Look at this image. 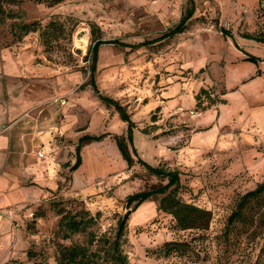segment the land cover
Segmentation results:
<instances>
[{
	"label": "rangeland",
	"instance_id": "1",
	"mask_svg": "<svg viewBox=\"0 0 264 264\" xmlns=\"http://www.w3.org/2000/svg\"><path fill=\"white\" fill-rule=\"evenodd\" d=\"M194 2L195 13L183 33L137 48L102 44L96 79L104 94L135 106L158 101L162 95L167 98L175 91L170 85L181 88L169 95L175 105L186 100L180 119L178 114L165 117L155 108L149 118L140 112L134 120L128 111L135 122L130 148L151 165L178 170L179 197L211 210L213 218L207 230L179 229L171 215L158 209V195L131 213L121 249L129 264H264V219L253 226L238 224L228 237L224 234L241 195L264 181V62H249L244 53L264 57V41L249 38H264V0ZM190 6V0H64L54 5L47 0H0V46L23 47L28 63L41 68L29 88L41 100L72 103L80 97L90 113V133L106 124L127 135L128 124L122 131L119 112L89 84L92 28L103 40L137 44L174 27ZM51 22L56 23L53 28ZM24 23H33L35 31L24 35ZM80 35H86V41ZM190 100L195 106L189 107ZM212 109L219 110L220 128L228 135L229 151L221 155L202 154L188 141L189 133L197 129L195 121ZM152 117L162 121L152 125ZM109 136L81 151L86 164L73 179L74 192L90 181L97 184L98 193L59 196L35 207L26 221L34 236L32 255L23 264H60L62 248L71 245L88 248L89 264H114L111 245L118 220L127 211L126 197L164 185L167 179L138 163L129 167L121 162L115 135ZM162 153L165 157L158 158ZM61 209L89 210L96 222L66 237ZM260 210L264 213V206ZM172 240L188 242L190 250L163 255L162 245Z\"/></svg>",
	"mask_w": 264,
	"mask_h": 264
},
{
	"label": "crops",
	"instance_id": "2",
	"mask_svg": "<svg viewBox=\"0 0 264 264\" xmlns=\"http://www.w3.org/2000/svg\"><path fill=\"white\" fill-rule=\"evenodd\" d=\"M39 70L41 68L33 61L28 63L23 47L0 46V264H23L30 260L28 251L32 248L34 236L28 232L26 221L34 215L35 207L59 196L71 194L84 198L91 192L98 193L97 184L90 181L78 192L73 191L74 176L86 164L82 154V164L70 171L79 138L85 134L117 135L114 128L106 124L98 133L89 132L90 113L81 104L80 97L72 103L66 100L61 104L57 98L45 102L36 91H30L31 84L36 82L32 78H36ZM170 86L175 91L168 92L167 98L162 95L158 101L137 106L130 101L123 104L127 105L134 120L140 112L149 118V113L155 108H159L165 117L178 114L177 119H180L179 111L186 107V100L181 98L176 105L169 102V95L181 90L177 91L176 84ZM189 102V107L195 106L196 101ZM218 111L202 112L201 118L195 121L197 129L189 133L190 146L202 154L221 155L229 151L226 146L228 135L220 128ZM207 116L211 119L207 121L208 127H204ZM161 121H151L150 124L159 125ZM119 125L122 131L127 129V122L120 121ZM90 145H85L82 150H87ZM114 146L120 154L116 143ZM39 151L44 153L43 157L38 156ZM161 157L165 155H158ZM68 176L72 180L66 186Z\"/></svg>",
	"mask_w": 264,
	"mask_h": 264
},
{
	"label": "trees",
	"instance_id": "3",
	"mask_svg": "<svg viewBox=\"0 0 264 264\" xmlns=\"http://www.w3.org/2000/svg\"><path fill=\"white\" fill-rule=\"evenodd\" d=\"M49 5L61 3L64 0H47ZM191 6L186 8L185 12L180 18V21L172 28L168 29L161 36L153 40H146L137 44L121 43L116 40H103L97 36L95 27L92 28V34L95 37L94 44L89 49L88 56L90 57V76L89 84L93 88L94 92L105 102L108 106H113L119 112L121 118L128 124L127 135H115L117 146L124 160L129 167L138 163L144 166L152 174L167 179V183L154 187L151 189H145L133 194H130L125 199V208L127 211L118 220V229L116 238L113 241L111 247L113 252L114 264H129L128 256L121 249V242L125 236V232L128 226V221L131 213L142 202L148 199H155L158 195H161L159 200L158 209L172 216L175 220L176 226L182 230H207L213 218L212 211L196 204L186 202L182 200L178 195V190L181 185L180 172L178 170L169 169L163 166H154L144 160L141 156H138L135 150H131L133 139V129L135 122H133L130 113L125 105L119 100L104 94L97 83L96 72L97 63L99 57V49L102 44L114 43L121 46H130L131 48H137L141 46H148L155 42L163 41L167 38H171L176 34L185 32L188 23L193 17L196 7L194 0H190ZM55 22L50 23V27H54ZM24 35L31 31H35L33 23H24L21 25ZM225 31L224 33H226ZM257 41H264V38L250 37ZM246 60L249 62L259 63L264 62V57L253 55L247 51ZM88 59V60H89ZM85 86V85H84ZM200 99V94L196 96V100ZM159 109V108H158ZM153 121H156V117H152ZM106 137V134L90 135L85 134L79 138V142L75 149V163L70 167V171L76 170L82 164V148L92 142L101 141ZM136 155V157H135ZM264 206V181L257 184V186L241 195L236 208L229 215L227 225L224 231L226 237H228L233 229L238 228V224L241 226H253L259 220L264 219V213H261V207ZM61 214L60 224L67 227V235L87 230L96 222V216H93L89 210H84L82 213H72L71 211L60 210ZM37 216V214H35ZM190 250V244L186 241L172 240L166 241L162 247L161 252L163 255L168 256L174 252L179 254H186ZM28 255L31 257V249L28 251ZM88 248L81 245L65 246L61 250L60 264L66 262L67 264H89L88 262Z\"/></svg>",
	"mask_w": 264,
	"mask_h": 264
},
{
	"label": "built area",
	"instance_id": "4",
	"mask_svg": "<svg viewBox=\"0 0 264 264\" xmlns=\"http://www.w3.org/2000/svg\"><path fill=\"white\" fill-rule=\"evenodd\" d=\"M61 104H65L66 103V100L65 99H57ZM38 156L39 157H43L44 156V153L39 151L38 152Z\"/></svg>",
	"mask_w": 264,
	"mask_h": 264
},
{
	"label": "bare ground",
	"instance_id": "5",
	"mask_svg": "<svg viewBox=\"0 0 264 264\" xmlns=\"http://www.w3.org/2000/svg\"><path fill=\"white\" fill-rule=\"evenodd\" d=\"M80 37H82V38H81L82 40L86 41V37H87L86 35H84V36H83V35H82V36L80 35ZM79 40H80V39H79ZM79 40H78V42H80Z\"/></svg>",
	"mask_w": 264,
	"mask_h": 264
},
{
	"label": "water",
	"instance_id": "6",
	"mask_svg": "<svg viewBox=\"0 0 264 264\" xmlns=\"http://www.w3.org/2000/svg\"><path fill=\"white\" fill-rule=\"evenodd\" d=\"M82 34V33H81Z\"/></svg>",
	"mask_w": 264,
	"mask_h": 264
}]
</instances>
